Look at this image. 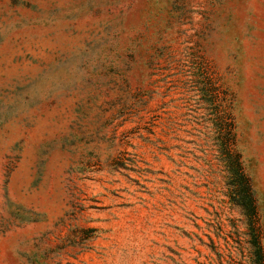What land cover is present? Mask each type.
I'll return each instance as SVG.
<instances>
[{"label":"rangeland","instance_id":"1","mask_svg":"<svg viewBox=\"0 0 264 264\" xmlns=\"http://www.w3.org/2000/svg\"><path fill=\"white\" fill-rule=\"evenodd\" d=\"M264 0H0V264H255Z\"/></svg>","mask_w":264,"mask_h":264},{"label":"trees","instance_id":"2","mask_svg":"<svg viewBox=\"0 0 264 264\" xmlns=\"http://www.w3.org/2000/svg\"><path fill=\"white\" fill-rule=\"evenodd\" d=\"M227 146L226 154L230 163L229 183L230 197L234 204L240 207L248 220V227L251 230V243L254 248L255 264H264V249L261 245L259 234L257 231L258 211L255 192L252 188L251 182L244 171L241 158L232 149V140L230 138V131L225 139Z\"/></svg>","mask_w":264,"mask_h":264}]
</instances>
